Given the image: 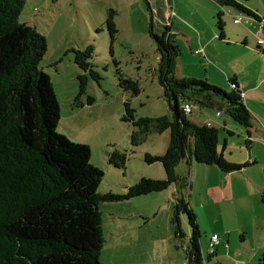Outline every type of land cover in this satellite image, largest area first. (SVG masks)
<instances>
[{
  "label": "rangeland",
  "instance_id": "1",
  "mask_svg": "<svg viewBox=\"0 0 264 264\" xmlns=\"http://www.w3.org/2000/svg\"><path fill=\"white\" fill-rule=\"evenodd\" d=\"M246 2L261 8L259 14L264 15V0ZM227 7L231 8L225 4L217 5L212 0L26 1L20 20L44 34L48 42L41 66L52 81L62 109L55 128L74 143L88 145L90 163L104 172L98 186L100 192L121 194L128 183H136L145 172L164 170L161 162L149 164L144 156L146 153H165L170 143V130L152 132L142 144L133 146L131 138L136 127L122 118L126 101L135 109L136 118L171 116L165 88L160 82V53L151 33L162 34L169 25L172 39L178 46L175 75L185 78L182 75L193 66L195 70H204L209 65L202 54L189 49L188 36L193 34L190 30L196 34L199 27L211 26L220 32L218 14ZM221 13L226 33L229 28L236 32L240 26L255 32L256 27L262 25L254 18L256 26L248 25L246 19L251 17L244 11L238 13L243 16L241 24H235L228 16L229 12ZM110 18L117 28L114 40L107 27ZM236 41L241 43L231 37V45ZM89 46L93 47L90 62L98 80L87 73V92L77 105L74 100L78 94V75L83 70L75 62L74 50ZM181 68L184 74H181ZM120 76L137 80L139 94L124 90L120 86ZM220 87L231 89L228 82ZM88 96L95 99L93 104L87 103ZM217 110H221L225 118H232L225 110V101L219 97L214 98L213 104L197 102L189 118L202 123L206 117L213 119ZM114 149L128 153L126 169L108 163V154ZM234 156L241 159L238 151ZM237 176L245 186L240 187V182H235L238 192L232 199L204 197L209 203L206 216L202 215V225L199 222L204 253L208 252L212 232L219 235L221 242L217 246L218 253L208 264H258L264 253V162ZM186 177V184H190V174ZM214 179L211 175L206 178L209 183H216ZM184 188L187 199L193 193L196 202L199 200L196 185L194 191L193 187ZM159 200L164 201V206L156 214L149 210L133 214L140 210L134 208L129 199L100 204L105 239L100 256L102 263L137 264L146 260L147 264H185L192 231L188 216L180 214V226L185 236L179 239L167 217L168 197ZM217 207L222 210V215L217 212ZM227 229L229 235L223 233Z\"/></svg>",
  "mask_w": 264,
  "mask_h": 264
},
{
  "label": "trees",
  "instance_id": "2",
  "mask_svg": "<svg viewBox=\"0 0 264 264\" xmlns=\"http://www.w3.org/2000/svg\"><path fill=\"white\" fill-rule=\"evenodd\" d=\"M27 0H0V264H104L100 261L104 232L100 204L104 201L131 199L161 192L173 184L187 186L176 173L182 161L217 165L224 172L242 169L245 164L227 160L218 150L219 130L199 125L183 110L184 102L213 104L225 101V110L233 120L249 127L250 110L235 78L225 90L206 79L178 78L175 75L178 46L169 25L162 34L152 32L160 53V82L171 109V116L136 118L135 109L125 102L123 120L136 127L132 144H142L152 132L170 130L165 153H146L152 164L161 162L163 179L143 177L125 193H102L98 186L104 172L89 161L88 145L74 143L56 130L60 104L49 75L41 66L48 49L47 38L35 27L22 22L20 15ZM236 7L256 20L261 17L237 0H218ZM220 38H224L222 13L218 14ZM107 27L114 40L117 28L110 18ZM264 52V51H263ZM75 62L83 70L78 75L79 105L87 92V73L98 80L90 59L93 47L74 50ZM120 86L133 95L140 92L137 80L120 76ZM95 99L87 97V103ZM222 112L221 110H218ZM128 153L114 149L108 163L126 169ZM191 226L185 264H208L215 252L205 254L198 217L184 194L175 197L172 224L182 239L180 214ZM258 264H264V253Z\"/></svg>",
  "mask_w": 264,
  "mask_h": 264
},
{
  "label": "crops",
  "instance_id": "3",
  "mask_svg": "<svg viewBox=\"0 0 264 264\" xmlns=\"http://www.w3.org/2000/svg\"><path fill=\"white\" fill-rule=\"evenodd\" d=\"M212 1L217 5L221 4L220 2H218V0ZM237 1L251 10L253 13L261 17V15L259 14V10L261 8L252 7L251 5H249L250 3L246 2V0ZM230 7L231 8L227 7L220 12H229L228 16L230 18L232 17L234 21L235 18L239 16L238 13L242 12V10L233 6ZM234 9H237L238 12H236V10ZM250 17L251 18L246 19V23L251 26H256V23L254 22L255 18L253 16ZM255 21L260 22L256 19ZM33 22L36 23L37 20H34ZM241 23L242 22L235 24ZM261 27L262 25L256 27L257 31L255 32L249 30L246 26L238 27V30L236 32L229 28L228 33H226V31L224 30V38L221 39L220 32L215 30V28L211 26H201L199 27L196 34L194 31L190 30L193 34L190 33V36H188L189 49L194 50L196 54H202L208 60L209 65L206 66L204 70L201 68L195 70V66H193L192 69L189 70L186 74H184L185 71L183 72V68H181L180 72H182L181 74H184L182 76L185 78L195 77L199 79L205 77L206 80L220 86H223V84H226V82H228V84L230 85L231 79L235 78L239 89L242 92L244 103L250 110L252 116V124L249 127L239 124L232 118H225L222 112L220 115H218V110L214 114L213 119L211 117H206V119H204L202 123H197L199 125H203L207 124V122H211V126H214L219 130L218 150L224 155L227 160L231 162L239 164L247 163V165L242 169L233 172H224L217 165L200 164L194 160H192L190 163H188L187 160H182L176 166V173L180 178H187L186 176L190 174L191 183L187 184V186L190 188L193 187L194 191L196 185V188L198 189L199 200L196 202L197 199L195 198L193 193L192 195L188 196V200L198 217V222H201V225L202 215L206 216L207 209L209 207V203L205 201L204 197H208V199L213 200L220 197H224L228 200L232 199L235 193L238 192L237 186H235V182H240V187L243 185L245 186V182L239 179L237 174H244L249 170L250 167L259 165V163L262 161L264 162V52L257 44V38L260 32L259 29ZM231 37L235 38L236 40H241V43H239V41H236L235 44L231 45ZM209 58H211L213 61H211V59ZM196 64L198 67L201 66L198 63ZM73 108L74 107H71L72 110ZM60 111L62 114L61 107ZM235 151H238V155H241V159H236V157L234 156ZM155 154L160 155L162 153ZM204 166H208L211 168H204ZM210 175L215 177L214 181L217 180L216 183H209V181L206 180L207 176ZM142 176L148 178L163 179L166 177V172H164V170L160 172L159 169L151 170L145 172ZM132 183H128L124 187L125 190L122 193H125L127 188L134 184ZM184 191L185 188L181 183L173 184L164 191L152 192L149 194L131 198L132 201L131 199H129V203H133L132 205L134 206V208H138L140 210L133 214H142L141 212H146L148 210L156 214L164 206V201L162 202L159 199H161V197H168L169 204L167 208V217L169 221H172L175 206V197L177 195V192L178 194H184ZM156 193L160 194L155 195ZM201 199H203L202 202L198 203ZM215 203L217 204L218 202ZM218 211L221 215L223 214L222 210L218 209L217 207V212ZM223 233L229 235V229L223 231ZM213 234L217 233L212 232L211 236ZM220 244L221 242L214 247L213 251H210V238L209 248L206 254H208L209 252H215L217 254V246H219ZM152 246L155 247L154 245ZM137 264H147V262L146 260H141L138 261Z\"/></svg>",
  "mask_w": 264,
  "mask_h": 264
},
{
  "label": "built area",
  "instance_id": "4",
  "mask_svg": "<svg viewBox=\"0 0 264 264\" xmlns=\"http://www.w3.org/2000/svg\"><path fill=\"white\" fill-rule=\"evenodd\" d=\"M243 19L242 15H239L235 18L234 22L235 23H240ZM260 23L262 24V28L259 32V36L257 38V44L259 45L260 49L264 51V16H261ZM183 110L185 111L186 114H191L194 111V105L191 102H184L183 104ZM221 112L218 111V115H220ZM208 126H211V122H207ZM220 243L219 237L217 234H213L211 237V246H210V251L214 250V247Z\"/></svg>",
  "mask_w": 264,
  "mask_h": 264
}]
</instances>
